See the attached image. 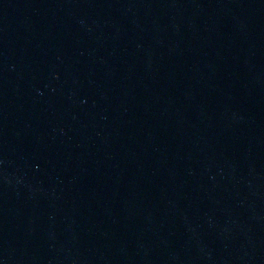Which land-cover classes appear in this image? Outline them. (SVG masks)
Returning a JSON list of instances; mask_svg holds the SVG:
<instances>
[{
  "label": "water",
  "instance_id": "water-1",
  "mask_svg": "<svg viewBox=\"0 0 264 264\" xmlns=\"http://www.w3.org/2000/svg\"><path fill=\"white\" fill-rule=\"evenodd\" d=\"M0 264H264V0H0Z\"/></svg>",
  "mask_w": 264,
  "mask_h": 264
}]
</instances>
